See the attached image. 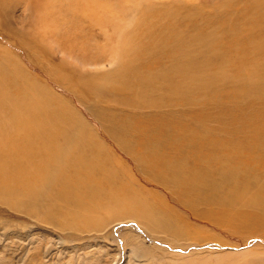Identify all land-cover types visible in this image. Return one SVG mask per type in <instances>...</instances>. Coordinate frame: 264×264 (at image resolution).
I'll use <instances>...</instances> for the list:
<instances>
[{
  "label": "bare ground",
  "instance_id": "6f19581e",
  "mask_svg": "<svg viewBox=\"0 0 264 264\" xmlns=\"http://www.w3.org/2000/svg\"><path fill=\"white\" fill-rule=\"evenodd\" d=\"M42 1L43 7L46 5L48 8L50 5L51 11H44V17L42 21H39L40 14L36 12L41 8ZM171 1L31 0L25 9L30 14L35 12L34 17H38V21L33 23L34 29L32 30L35 33L31 30L30 34H33L31 36L36 38L38 43L45 46L47 52H53V49L48 46H53L56 42L62 45L61 49L58 48L62 65L61 74L58 72L54 74L50 67L41 65L53 80L75 92L77 98L83 103L89 99L95 101V98H103L113 103L116 111L119 109H123L124 112L127 110L129 113L139 111L140 114L134 113L133 116L117 121L108 119L102 115V111L96 113L95 117L104 121L103 124L111 120L116 123L111 129L107 127V131L110 136L119 137L118 140L122 139V142L124 141L123 136L128 134L125 131L139 136L141 148L138 149L140 154L137 157L141 154L145 155L140 161L146 162L144 163L145 169L147 167L148 169L144 173L148 178L166 182L165 185H170L181 193L186 188H200L202 179H206L205 176L212 173L214 166V171L219 175L220 183H218L226 186L230 191L224 192V196L220 199V206H223L227 198L233 196L232 192H235L234 197L241 199L246 205L261 208L264 214V182L257 191L251 192L247 189V184L243 187L242 179L239 178V175L243 174L248 177L250 171L258 170L260 167L264 169V123L257 126L256 123L250 121L251 118L243 119L242 122H248L252 126L250 133H247L248 137L232 134L229 140L223 137L219 139L210 129L207 130L208 137H205L203 133L204 141L202 138L195 139L194 145L192 144L196 151L192 150L193 152L189 154L192 166L188 167L185 163L188 151L182 149L187 146L182 140L181 133L187 129L186 123L192 125L191 129H188L192 133L191 136L189 135L190 138L198 135L196 133L198 129L203 132L207 128L205 125H208L204 124L203 117L198 114L199 107L197 110L190 111L187 118V110L183 105L189 102L201 103V93L206 94L207 92L211 94L208 100L217 101L218 98L215 96L218 94L212 96L216 91H211L216 88L215 74L217 77L220 74L222 79H226L228 86L235 88L239 87H236V82L229 81L230 78L237 79V81L254 80L257 83L254 84V89L245 85L241 87L250 93L264 94V0H244L246 4L241 8L235 6L236 1L239 0H236L234 4L231 3L232 0H223L220 5L215 0H206L207 2L174 0V6H183L187 11L186 13L171 11L173 15L170 17L166 14V10L168 7L172 8ZM228 4L237 8L234 14L230 13L232 9L227 7ZM218 13L223 14L213 19L205 16V14L217 15ZM250 22L255 25V35L240 38L241 47L238 55L241 54L242 60L239 57L233 59L235 53L231 56L236 66L245 65L243 66L244 72L237 74L236 68L229 63L228 59H223L220 51L228 55V52L233 49L232 45L236 42L234 38L238 31L244 29L245 25ZM224 45L227 46L224 47ZM219 61L225 63L218 65ZM79 66L85 69L69 71V68ZM14 69L16 70L15 66ZM218 69L221 73H218ZM2 73L3 71L0 72V141L4 137L5 141L9 142V147L13 146L14 150L25 149L30 156V161L21 163L17 156L10 160H7L9 158L0 159V175L15 166L22 167L18 170L21 172L19 178L10 177L6 181L8 184L4 180L6 178L0 179V189L10 195L12 194L11 189H14L13 184L17 182L19 186H16V189H19L18 187L25 189L26 193L23 192L29 201L40 205L44 196L43 192L47 191L46 187L51 188L52 194L56 198L58 196L63 198L64 202L80 199L81 195H93L96 202L94 201L93 205L91 203L90 208H97L101 203L100 200L103 199L102 187L99 192L96 191L98 182L102 181V174H104L103 179L113 178L112 170L100 158L98 150L101 146L100 141L93 136L94 134L86 124L76 120V113L68 106L70 104L67 105L63 98L38 84L29 74L20 77V73L17 72L21 79V82H18L13 72ZM89 74H92L93 78L86 77ZM258 75L261 77L258 78ZM228 97L229 103L238 102L235 97ZM85 99L87 100L83 101ZM154 102L161 104L154 105ZM140 103L143 108H148L149 113L145 111L146 114L153 113L150 111L153 110L154 105L155 117L158 120L149 123L140 122L138 117L144 114L138 106ZM165 104L172 107L173 113L160 112L159 109ZM91 108L89 106V109ZM181 112L183 115L179 114ZM208 112L205 113L213 116L211 112ZM239 114L229 116L234 118L233 115L238 116ZM218 117H220V122L226 119V116ZM128 118L131 120L129 121ZM261 126L262 129L259 130ZM253 132L255 136H259V141L250 137ZM184 134L187 133L184 132ZM39 138L44 141H40ZM65 143L73 153L76 150L79 153L62 151ZM2 147L0 145V148ZM165 151L167 153L163 154ZM201 151H206L207 162H200ZM216 162L220 164L217 167ZM153 168H158L157 172H154ZM92 172H100L97 179L91 178L90 173ZM33 182L34 185L41 186L38 187L41 190L37 188V192L28 191ZM217 193L219 196V192ZM133 198L137 202L134 208H132L133 205L129 206L130 211L128 212L131 215L143 218L153 214L150 212L153 208H147L148 205L144 203L145 199L143 201V198H139L138 201L135 197ZM119 204L123 205V201ZM55 206L52 205V207ZM204 214L209 217L211 211L208 210ZM227 222L228 220L224 224ZM259 226L264 227V224Z\"/></svg>",
  "mask_w": 264,
  "mask_h": 264
},
{
  "label": "rangeland",
  "instance_id": "374dc122",
  "mask_svg": "<svg viewBox=\"0 0 264 264\" xmlns=\"http://www.w3.org/2000/svg\"><path fill=\"white\" fill-rule=\"evenodd\" d=\"M173 1H171L172 8L168 7L166 10L168 16L171 17L173 15L171 11L186 13V8L174 6ZM215 1L219 5L223 2V0ZM235 1L232 0L231 3L234 4ZM30 3L31 0H0V72L3 71L2 74L13 72L17 76L18 82H21L19 73L20 77L24 74H29L38 84L63 98L67 105L70 104L68 106L76 113V120L86 124L94 134L93 136L100 141L101 146L98 147L100 158L112 170L114 179L111 177L103 179L104 174H102V181L98 182L96 191L99 192L102 187L103 199L100 200L101 203L95 209L94 207L90 208V204L92 203L93 205L94 201L96 202L93 199V195H81L80 199L77 198L78 201L73 199L69 202H64L63 198L59 196L56 198L52 194L51 188L46 187L47 191L44 190L46 192H43L44 196L40 205L29 201L25 195V189L20 187L16 189V186H19L17 182L13 184L14 189H11L12 194L10 195L0 189V264H264V227L259 226L262 223L264 224L262 209L244 204L241 199L238 198V200L237 197H234L235 192H232L233 196L229 197L231 199L227 198L224 205L220 206V199L224 196V192L230 191H228L226 186L219 184V175L218 172L214 171V166L212 173L210 172V175L205 176L206 179H202L201 190L200 188H186L180 193L176 188L165 185L166 182L154 181L148 178L144 173L148 169V167L145 169L146 162L140 161L141 157L145 155L141 154L138 156L139 159H137V155L140 154L138 149L139 147L141 148L139 136L133 134V132L125 131L128 134L123 136L124 141L122 142V139L118 140L119 137L110 136L107 131L116 125V123H113V119L114 121L123 120L127 116H133L134 113L140 114L139 111L134 113H129L127 110H125V113L123 109L116 111L113 103L103 98H95V101L85 99L83 101H87L83 103L77 98L78 96L75 92L68 90L53 80L51 75L41 65L50 67L54 74L56 72L61 74L60 68L62 65L59 60L58 48L61 49L62 45L56 42L53 46H48L53 49V52L49 53L45 50L44 45L38 43L36 38L31 36L33 34H30V31L34 29L33 23L38 21V17H34L35 12L30 14L26 11L25 8ZM43 4L42 1L41 8L36 12L40 14L39 21H42L44 11H51L50 5L47 8L46 5L43 7ZM245 4L244 0H239L236 1L235 6L237 5V8H241ZM235 6L227 5L228 8L232 9L231 14H234L237 10ZM222 14H205V16L213 19L215 16L220 17ZM32 31L34 32V30ZM251 35H255V25L250 22L245 25L244 29L238 31L234 38L236 42L232 45L233 49L230 50L232 52L229 51L227 55L226 52L220 51L223 59H228L229 63L236 68L237 74L244 72L243 66L245 65L236 66L235 63L233 64L231 56L235 53L233 59L241 57V54L240 56L238 55L241 47L239 40L242 37ZM226 46L224 45V47ZM12 57H14V60H12ZM240 60L242 59L240 58ZM13 63L18 74L14 69ZM221 63L225 62L219 61L218 65ZM78 69L84 70L85 68L82 66L71 67L69 71ZM218 73H221V70L218 69ZM219 75L218 77L216 74L214 75L216 88L211 90L216 91L212 96L218 94L215 96L218 98L217 101L208 100L211 98L209 97L211 94H207V92V95L201 93V103L194 104L189 102L183 105L187 110H185L187 118L191 113L190 111L197 110L199 107L198 114L203 117L204 124L208 125H205L207 128L203 132L198 129L196 132L198 135L196 134L197 136L193 138L189 137L192 134L191 130H188L189 128L191 129V124L186 123L188 125L187 129L181 131L182 136L185 138L184 140L182 137V140L187 146L182 147V149L183 151H188L185 161L187 167L192 166L191 155L189 156V154H191L192 150H195L192 147L195 139L202 138L204 141V136L208 137L207 130L209 131L210 129L219 139L223 137L229 140V136L232 134H234L233 136L240 135L239 137H243V135L247 136L252 130L250 129L252 126L248 122H242L243 119L249 120L251 118L250 121L256 123L257 126L264 123V94L250 93L247 89L244 90L242 88L245 85L254 89L256 82L238 77L241 79V83L237 79L230 78L229 81L236 82V87H239L235 88L228 86L226 79H222L223 77ZM86 77L93 78V75L89 74ZM260 77L258 75V78ZM80 80L82 83L81 78ZM228 96L235 97L238 102L231 101L229 103ZM158 104L161 103L154 102V105ZM154 105L153 110L150 111H153L151 114H146V112L149 113L147 111L148 108H143L142 103L138 105L144 112L142 117L141 115L138 117L140 122L149 123L158 120L155 117L156 108ZM187 105H191V107ZM89 106L92 108L89 109ZM171 108L165 104L159 110H161L160 112H172ZM101 111L102 115L112 119L111 122L108 121L103 124L104 121L95 117L96 113ZM205 112H211L213 116L207 115ZM236 113L240 114L238 116L233 115L234 118L229 116ZM179 114L183 115L182 112ZM217 115L226 116V119L220 122V117ZM259 116L260 118H258ZM150 117L152 119L155 118L152 121ZM210 117L212 119H209ZM234 119L235 121L231 123ZM128 120L130 121L131 119L128 118ZM261 129L262 126L259 130ZM184 132L188 135L186 134V136ZM252 135L250 137L259 141L258 135L255 136L254 132ZM2 138L0 145L3 147L0 148V159L9 158L7 160H10L12 157L17 156L21 163L30 161V156L25 149H21V151L14 150V147H9V142H6L4 137ZM233 139L235 140V138ZM39 140L44 141L40 138ZM62 151L73 153L66 143L63 145ZM76 153L79 152L76 150L73 154ZM165 153L167 151L163 154ZM206 155V151H201L200 162L208 161ZM219 165V162H216V167ZM20 169H22L21 166L7 169L4 174L0 175V179L6 178L4 179L5 182L10 177L15 179L21 174L18 171ZM153 169L154 172L158 170V168ZM98 174L100 175V172L90 173L91 178L94 179L98 178ZM245 176L244 174L239 175V178L242 179L243 187L247 184V189L255 192L264 182V169L260 167L258 170L250 171L248 177ZM18 181L20 182V179ZM38 187L41 186L34 185L33 182L28 191L37 192ZM217 192H219V196ZM121 196L122 198H120ZM133 197H135V200L138 199V201L139 198H143V201L145 199L144 203L148 205L147 208H153L150 211L153 214L143 218L131 215L128 212L129 206L132 207L133 205L132 208H134L135 202H137L134 201ZM55 199H58L57 202ZM122 201L123 205L120 206L119 203ZM52 205L56 206L52 207ZM208 210L211 211V216L209 217L204 214ZM228 214L231 217H227ZM245 216L248 219H245ZM226 220L228 222L224 224Z\"/></svg>",
  "mask_w": 264,
  "mask_h": 264
}]
</instances>
